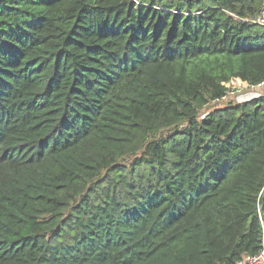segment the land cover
<instances>
[{"label":"trees","instance_id":"obj_1","mask_svg":"<svg viewBox=\"0 0 264 264\" xmlns=\"http://www.w3.org/2000/svg\"><path fill=\"white\" fill-rule=\"evenodd\" d=\"M263 1L0 0V264L256 256Z\"/></svg>","mask_w":264,"mask_h":264},{"label":"built area","instance_id":"obj_2","mask_svg":"<svg viewBox=\"0 0 264 264\" xmlns=\"http://www.w3.org/2000/svg\"><path fill=\"white\" fill-rule=\"evenodd\" d=\"M251 22L256 25L264 27V1L262 3V6L257 16ZM249 88H250V93L243 95L244 97L242 99L243 101H248V100L263 96L264 95V80H262L256 85L249 86ZM235 93L236 92H232V90H230V94H235ZM243 101H240V102H243ZM236 264H264V244L262 245L261 251L256 256L245 258L243 260H240Z\"/></svg>","mask_w":264,"mask_h":264},{"label":"rangeland","instance_id":"obj_3","mask_svg":"<svg viewBox=\"0 0 264 264\" xmlns=\"http://www.w3.org/2000/svg\"><path fill=\"white\" fill-rule=\"evenodd\" d=\"M226 87L228 88L227 97L225 99L221 100L220 102L216 103V104L214 103L210 107H212V106H222L228 101H233V102L243 101L242 100L244 98L243 95L247 94V93H250V88H249L248 84L245 83V82H242V81H240L238 79L231 80L226 85ZM230 90H232V92H236V93L235 94H230ZM207 110L208 109H203L202 113H207L208 112Z\"/></svg>","mask_w":264,"mask_h":264}]
</instances>
